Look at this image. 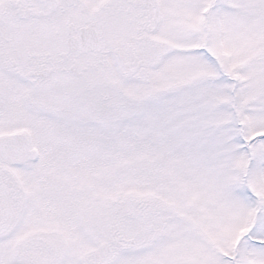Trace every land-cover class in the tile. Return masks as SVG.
<instances>
[{"label": "snow or ice", "instance_id": "1", "mask_svg": "<svg viewBox=\"0 0 264 264\" xmlns=\"http://www.w3.org/2000/svg\"><path fill=\"white\" fill-rule=\"evenodd\" d=\"M0 264H264V0H0Z\"/></svg>", "mask_w": 264, "mask_h": 264}]
</instances>
